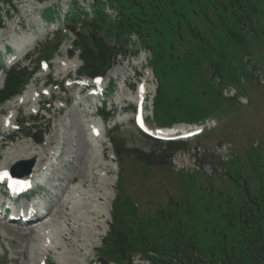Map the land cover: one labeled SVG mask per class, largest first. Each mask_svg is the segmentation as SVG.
Segmentation results:
<instances>
[{"label": "rangeland", "instance_id": "obj_1", "mask_svg": "<svg viewBox=\"0 0 264 264\" xmlns=\"http://www.w3.org/2000/svg\"><path fill=\"white\" fill-rule=\"evenodd\" d=\"M72 1L0 2L2 13L8 10L2 14L0 53L4 45L12 48L6 60L28 52L16 71H37L21 92L25 96L10 95L0 103V167L33 158L40 163L37 175L41 164L49 163L43 188L36 185L35 194L49 213L47 222L32 230L0 216V264H152L151 259L167 257L162 250L174 237L191 240L202 252L216 256L223 249L238 248L243 234L238 213L255 204L264 210V36L258 35L264 32V14L262 25L254 30L249 23L232 20L228 27L213 29L216 18L206 26L195 24L198 35L182 27L184 42L173 35L171 42L162 38L160 51L151 49L153 74L149 51L122 50L124 56L104 77L106 85L112 82L113 92L105 99L113 112L102 125V135L92 137L90 125H100L91 115L92 101L62 80L69 68L74 72L82 64L78 51L70 56L74 33H66L47 60V69L36 68L51 34L67 28ZM76 1L91 12L92 0ZM32 36L37 38L34 44ZM10 65L0 62V90ZM143 80L149 96L146 113H152L157 124L200 112L216 117L221 127L213 118L214 130L175 144L145 136L134 126L129 108L121 111L118 104L124 101L134 109L129 100L135 99V81ZM223 88L235 90V98L223 97ZM242 97L246 103H241ZM16 124L18 131L3 139L1 132ZM31 132L39 133L42 142L36 143ZM107 135L119 145L121 159L113 156ZM23 150L31 155L9 162ZM132 150L144 152L148 161ZM110 223L121 225L138 246L124 241L122 258L101 260Z\"/></svg>", "mask_w": 264, "mask_h": 264}, {"label": "trees", "instance_id": "obj_2", "mask_svg": "<svg viewBox=\"0 0 264 264\" xmlns=\"http://www.w3.org/2000/svg\"><path fill=\"white\" fill-rule=\"evenodd\" d=\"M108 6L113 8L115 17L110 16L105 8L107 4L101 0H94L91 4L92 12L78 11L76 3L73 4L67 17L75 24L71 27L76 38L72 45L79 50L83 66L79 72L84 74L104 73L110 66L113 57L124 48L135 50L136 45L151 50L162 49V38L172 41L171 36L184 42L181 36L182 27L198 35L199 29L195 24L206 26V21L217 19L214 28L227 26L232 20L238 24L249 23L254 30L262 25L264 14V0H107ZM10 3V0H0ZM54 8H52L53 10ZM50 11H48L49 13ZM50 19V14L47 15ZM55 16V14L53 15ZM1 21V8H0ZM223 28L226 30V28ZM227 32L236 38L235 32ZM263 32V31H262ZM135 35L132 39L130 35ZM258 35L264 36V32ZM181 36V37H180ZM186 37V35H184ZM61 38L57 34L56 42L44 47L43 56L49 57L58 48ZM99 53V57L97 54ZM71 54V51H70ZM151 62V61H150ZM17 65L12 66L6 74L4 86L0 90V103L9 99L21 90L30 79L31 73L22 69L16 71ZM106 115V113H105ZM209 117L197 112L193 116H182L169 120L165 124L176 121L197 122ZM173 144V143H172ZM114 153L121 159V150L113 140ZM138 159L148 161L144 152L131 151ZM243 226V234L239 240V247L232 250L223 249L218 256L212 252L204 253L193 245L191 240L181 242L172 235V243L162 250L166 258L151 259L152 264H264V210L258 205L244 208L238 213ZM115 223H117L116 217ZM121 225L112 223L110 231L103 244L102 257L116 255L122 258L124 241L133 244ZM139 237V235L137 236ZM147 241V239H145ZM177 242H176V241ZM147 244V243H145ZM138 246V244H133ZM155 245V244H153ZM108 246V248H107ZM154 247H157L156 245ZM148 248H145V251ZM156 250H158L156 248ZM160 250V249H159ZM200 250V251H199ZM197 252L203 256V263Z\"/></svg>", "mask_w": 264, "mask_h": 264}, {"label": "bare ground", "instance_id": "obj_3", "mask_svg": "<svg viewBox=\"0 0 264 264\" xmlns=\"http://www.w3.org/2000/svg\"><path fill=\"white\" fill-rule=\"evenodd\" d=\"M111 73V72H110ZM26 98V97H25ZM21 100V99H20ZM25 102V101H24ZM21 103H23V100L21 101ZM20 103V104H21ZM179 127H182L181 125H179V126H174L173 128H179ZM173 130L174 129H167V128H164V129H162V134H169V133H171V132H173ZM49 143V142H48ZM31 154L29 153V152H26V151H21V152H19L18 154H14V155H12L11 157H10V159H9V162H12L13 160H15V159H18V158H27V157H29ZM39 166H40V163H39V161L38 160H36L35 161V164H34V166H33V169H32V172H31V174H29L28 175V177H31V176H34L37 172H38V169H39ZM5 168H8V167H5ZM48 216H49V213L48 212H46V215L44 216V217H42V218H40V219H38V220H36V221H34L33 223H31V224H27L28 226H30L31 228H32V230H36V229H41L42 227H43V225L45 224V222H47V218H48ZM41 227V228H40Z\"/></svg>", "mask_w": 264, "mask_h": 264}, {"label": "water", "instance_id": "obj_4", "mask_svg": "<svg viewBox=\"0 0 264 264\" xmlns=\"http://www.w3.org/2000/svg\"><path fill=\"white\" fill-rule=\"evenodd\" d=\"M33 138H34V140L36 141V142H40L41 141V136L40 135H38V134H33ZM23 162H25V161H21L20 163H18V166L21 164V163H23ZM28 162V172L30 171V168H31V166L33 165V163H34V160L33 159H31V160H29V161H27Z\"/></svg>", "mask_w": 264, "mask_h": 264}, {"label": "snow or ice", "instance_id": "obj_5", "mask_svg": "<svg viewBox=\"0 0 264 264\" xmlns=\"http://www.w3.org/2000/svg\"><path fill=\"white\" fill-rule=\"evenodd\" d=\"M2 175H3V176H7L8 174L5 172V173H3Z\"/></svg>", "mask_w": 264, "mask_h": 264}]
</instances>
